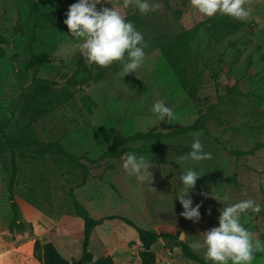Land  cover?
<instances>
[{
	"label": "rangeland",
	"instance_id": "rangeland-1",
	"mask_svg": "<svg viewBox=\"0 0 264 264\" xmlns=\"http://www.w3.org/2000/svg\"><path fill=\"white\" fill-rule=\"evenodd\" d=\"M74 2L0 0V109L6 107V112L0 111V121L7 123L9 133L21 136L19 130L32 122V132L41 140L59 141L75 154L99 158L115 137L149 129L168 131L193 122L211 108L207 132L159 138L163 146L157 154L127 151L152 160L150 185L128 176L120 156L99 158L97 163L83 158L90 172L82 182L81 166L63 155L50 154L44 146L19 149L15 196L34 197L35 204L54 220L63 212V224L59 229L54 224L44 233L24 219L20 210L28 227L17 234L28 236L21 237L18 246L25 249L23 245L34 239L60 244L66 239L73 255H81L84 221L67 209L72 204L71 187L94 218L116 215L144 228L181 229L187 240L202 239L203 231L217 226L225 204L250 198L260 205L264 197V0H245L249 15L244 19L226 14L204 16L190 0H159L161 6L148 14H141L131 2L124 8L123 0H105L104 6L117 8L143 34L145 58L135 74H124L116 61L108 66L91 63L76 47L77 38L63 23L68 6ZM187 29L193 30L189 48L178 49L176 54L186 53L195 90L179 83L162 52L164 44ZM42 52L51 57L39 72L51 86L45 92L36 89L32 71L27 69L32 55ZM98 71L103 75L96 80L89 78ZM72 77L77 80L74 84L68 82ZM228 85L237 90L228 93ZM28 87L27 91L39 93V102L49 108L37 120H32L30 112L23 113L22 93ZM156 100L173 109L172 120L158 121L151 111ZM194 138L201 140L211 158L177 165L176 158L190 150ZM256 143L262 145L253 153L238 156L232 152ZM188 166L202 173L194 189L189 190L193 205L202 202L197 223L179 215L182 206L175 199L182 190L179 176ZM10 172L11 155L6 152L0 155V234L12 243L14 232H2L10 229L12 218ZM226 192L230 199L222 201ZM241 223L264 242V214L249 211L242 214ZM91 241L96 255L115 251L124 254L125 246H129L127 255L132 259L127 264H142L138 231L124 219H104L95 227ZM61 247V252L68 255L64 244ZM12 248V244L6 246L0 264H14L12 259L21 258L13 255ZM155 251L158 264H200L187 258L173 239L163 238ZM197 251L204 256L203 248ZM251 264H264V248L255 253Z\"/></svg>",
	"mask_w": 264,
	"mask_h": 264
},
{
	"label": "clouds",
	"instance_id": "clouds-1",
	"mask_svg": "<svg viewBox=\"0 0 264 264\" xmlns=\"http://www.w3.org/2000/svg\"><path fill=\"white\" fill-rule=\"evenodd\" d=\"M134 4L141 14L157 10L159 0H123V7ZM105 0H75L68 6L63 23L68 33L77 38L76 47L86 55L89 62L98 66H108L114 61L119 62L124 74L134 73L145 58L147 47L143 34L137 30L131 20H127L115 7L104 6ZM191 5L201 14L211 17L215 14H226L236 19H244L249 10L244 7L245 0H190ZM97 5L100 7L98 8ZM151 111L157 115L158 121L166 122L174 118L173 109L162 100H156ZM211 153L204 150L199 138H194L190 150L176 158L181 162L203 161L211 158ZM122 167L130 177L138 183L153 179L149 170L153 166L151 159L142 154L123 152L120 156ZM197 167H185L179 176L181 191L175 199L182 206L180 216L197 223L200 220L202 202L193 205L189 190L194 189L196 180L201 176ZM201 195H206L201 193ZM230 194L225 193L222 201H228ZM259 213L261 205L253 199H242L225 204L220 210L218 225L203 231L202 239L187 240L188 235L181 231L180 239L187 240L188 247L193 250L204 249L205 264H251L255 253L264 248V242L255 238L253 233L241 223V216L247 212ZM210 214L211 210L206 209Z\"/></svg>",
	"mask_w": 264,
	"mask_h": 264
},
{
	"label": "trees",
	"instance_id": "trees-1",
	"mask_svg": "<svg viewBox=\"0 0 264 264\" xmlns=\"http://www.w3.org/2000/svg\"><path fill=\"white\" fill-rule=\"evenodd\" d=\"M193 30L187 29L177 35L171 42L164 44L162 48L163 54L167 57L169 65L179 78V83L189 90H195L196 81L194 77L188 75V66L186 65L187 55L177 53L178 49L185 51L189 48V43L192 40ZM51 62V57L48 52L34 53L27 65V69L32 71V81L36 85V89L39 92H44L46 89L51 88L47 79L39 76V72L42 67H45ZM103 73L98 71L95 74H90L89 78L98 79ZM68 82L74 84L77 80L72 77ZM228 93L235 92L236 86H227ZM30 87L22 93L24 99L23 113L31 114L32 120H37L45 111H49L48 107L42 106L39 102V93H31L27 91ZM59 88V87H58ZM68 89V86H67ZM28 92V93H27ZM210 110L201 113L193 122L183 126L175 127L168 131H158L154 129L138 131L136 133L124 136L115 137L113 142L106 148L103 154L99 158L103 157H119L123 152L127 151H139L141 153L157 154L160 152V147L163 143L159 142V138H165L170 136H178L181 134H187L189 132L205 131L207 132L206 122L210 116ZM0 111L6 112L4 106ZM4 112V113H5ZM4 113L2 112L3 116ZM21 136L13 135L7 131V123L0 121V155L9 152L11 155V172L9 175V193L12 208V218L10 221V231L23 232L27 229L28 225L22 218L20 211V204L16 198L15 191V178L18 173L17 152L23 147L29 146H44L50 154H60L64 157L76 162L83 169L82 182H85L89 176V166L82 161L83 158L91 163H97L99 158H91L85 154L78 155L67 150L59 141H43L39 137L35 136L32 132V122L27 123L22 129L19 130ZM136 145H134V143ZM262 145L256 143L254 146L248 149H234L232 152L238 156L253 153L257 146ZM70 197L72 200V207L76 215L81 217L84 221V236L81 255L77 258L69 259L59 250L57 245L52 241H42L37 239L34 244V255L42 264H118L112 254L101 255L95 257V252L90 248L91 237L95 227L103 222L104 219L121 218L136 227L138 231V237L141 245L139 256L142 264H155L157 260V254L154 246L162 239L169 238L178 241L184 255L200 264H205L204 256L197 250H193L188 247L187 241H182L179 237L181 229H175L171 227H160V230L149 229L138 226L134 221L124 218L122 216L110 215L102 218H94L91 216L90 211L83 206L78 200L73 191V187L70 188ZM261 211L259 213L264 214V197L261 201ZM32 227V223H29ZM210 264V262H209Z\"/></svg>",
	"mask_w": 264,
	"mask_h": 264
},
{
	"label": "crops",
	"instance_id": "crops-1",
	"mask_svg": "<svg viewBox=\"0 0 264 264\" xmlns=\"http://www.w3.org/2000/svg\"><path fill=\"white\" fill-rule=\"evenodd\" d=\"M19 152L20 151L18 150L17 155H19ZM35 172H37V170L33 171V175L32 176H34ZM19 174H20V170H19ZM16 198L19 201L20 210L22 211L24 219H26L28 222H32L34 227L36 226L39 230L43 229V231L45 233V232L48 231L47 229L48 228H52L54 224H55L54 226H57L58 229L62 226L63 221H62L61 214H63V212L57 217V219L54 220L49 215L43 213L44 212L43 208H40L39 206H37L35 204L34 197L33 198H31V197L30 198H24V197L20 196L18 193H16ZM86 208L90 211V208H88V207H86ZM67 209H70V212H74L72 204H69V207ZM33 212H35L36 214L35 213L33 214ZM153 229H155V228H153ZM156 230L159 231L160 228L156 229ZM2 232L3 233L4 232L11 233L12 231H10V229L9 230L7 229V230H3ZM13 234L16 235V238H14L12 243H10L8 241V238H6L4 235H2V233L0 234V255H4V253L7 252L6 246L9 245V244H12V247H13L12 248V253H13V255H17L18 257H21L20 259L19 258L12 259L11 261H13L14 264H42L41 261L36 258V256L34 255V251H33L34 250V242L37 239H34L31 244L28 243L26 245H23V247H25V249L24 248L22 249L21 248L22 246H18V241H20L21 237L28 236V233L26 235L22 234V233L17 234V231H14V233H11L12 237H13ZM18 235H20V237ZM162 240H163V238L157 244H159ZM53 242L57 245L58 248L60 247L59 250L62 248L61 246H63V244H64V247L66 248L64 250V252L67 251V253H68V255L64 254V256H66L67 258L72 259V258H77V257L80 256V255H73V252L68 248L66 239H65L63 244L57 243L55 240ZM125 243H127V242H125ZM125 243L122 242V245H124ZM138 243L140 244V241H138ZM155 246H154V249H155ZM90 248L92 249V241H91V244H90ZM129 248H131V247L125 246V250L126 251H125L124 254L122 252L120 253V252L115 251V253L114 252H110V253H105V254H100V255H96L95 254V257L97 258V257H99L101 255L112 254L114 259L116 260V262L118 264H127V263H130L131 259H132L131 255H127L128 254L127 250ZM169 249H170V247H169ZM9 252H11V249L9 250ZM158 256L159 255H157V259L158 260H156V262L159 261V257ZM7 257L11 258L12 255H8ZM139 258H140V256H139ZM25 259H26V261H25ZM156 262H155V264H158Z\"/></svg>",
	"mask_w": 264,
	"mask_h": 264
},
{
	"label": "water",
	"instance_id": "water-1",
	"mask_svg": "<svg viewBox=\"0 0 264 264\" xmlns=\"http://www.w3.org/2000/svg\"><path fill=\"white\" fill-rule=\"evenodd\" d=\"M183 231V230H182ZM184 232V231H183ZM185 233V232H184ZM186 234V233H185ZM182 240V239H181ZM182 241H185V240H182Z\"/></svg>",
	"mask_w": 264,
	"mask_h": 264
}]
</instances>
